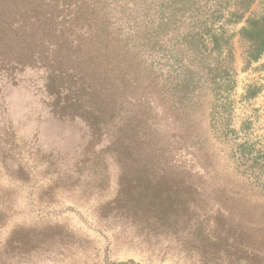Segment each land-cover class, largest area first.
I'll return each mask as SVG.
<instances>
[{"label":"rangeland","instance_id":"374dc122","mask_svg":"<svg viewBox=\"0 0 264 264\" xmlns=\"http://www.w3.org/2000/svg\"><path fill=\"white\" fill-rule=\"evenodd\" d=\"M235 70L224 121L212 119L207 98L188 116L151 106L147 143L164 152L127 177L161 183L158 192L171 196L161 218L105 209L121 174L110 136L85 152L84 124L54 118L28 83H0V246L11 241L1 264H264V56L244 71L236 40Z\"/></svg>","mask_w":264,"mask_h":264},{"label":"trees","instance_id":"16d2710c","mask_svg":"<svg viewBox=\"0 0 264 264\" xmlns=\"http://www.w3.org/2000/svg\"><path fill=\"white\" fill-rule=\"evenodd\" d=\"M256 2L0 0V83H28L54 118L84 124L85 152L110 136L107 151L121 174L108 212L166 217L171 196L158 192L161 183L127 177L155 167L150 157L164 152L147 143L150 108L188 116L207 98L212 119H228L238 80L235 41L244 71L264 56V0L252 10ZM251 96L245 84L243 97ZM105 153L94 154V175ZM140 155H148L145 164Z\"/></svg>","mask_w":264,"mask_h":264}]
</instances>
